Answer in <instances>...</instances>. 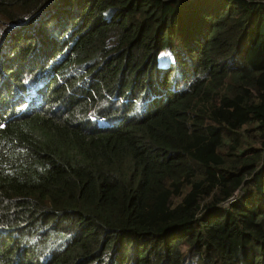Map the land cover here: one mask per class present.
<instances>
[{
    "label": "trees",
    "instance_id": "trees-1",
    "mask_svg": "<svg viewBox=\"0 0 264 264\" xmlns=\"http://www.w3.org/2000/svg\"><path fill=\"white\" fill-rule=\"evenodd\" d=\"M0 264H264V0H0Z\"/></svg>",
    "mask_w": 264,
    "mask_h": 264
},
{
    "label": "clouds",
    "instance_id": "clouds-1",
    "mask_svg": "<svg viewBox=\"0 0 264 264\" xmlns=\"http://www.w3.org/2000/svg\"><path fill=\"white\" fill-rule=\"evenodd\" d=\"M27 86V94L24 95L25 104L21 112L26 115H31L37 112L45 111L49 108L58 110L59 107L57 104H51L48 99V94L51 91L55 92L48 84L47 80L40 78L33 83H29ZM63 112H65L66 108L63 107ZM97 126L99 128L109 127V122L104 118H99L96 120ZM113 123H110V127H112Z\"/></svg>",
    "mask_w": 264,
    "mask_h": 264
},
{
    "label": "rangeland",
    "instance_id": "rangeland-1",
    "mask_svg": "<svg viewBox=\"0 0 264 264\" xmlns=\"http://www.w3.org/2000/svg\"><path fill=\"white\" fill-rule=\"evenodd\" d=\"M167 56H169V58H167V59H166V58H165V59H163V63H164V62H166V61H168V60H171V56H170V54H169V53L167 54ZM185 249H187V248L185 247Z\"/></svg>",
    "mask_w": 264,
    "mask_h": 264
}]
</instances>
